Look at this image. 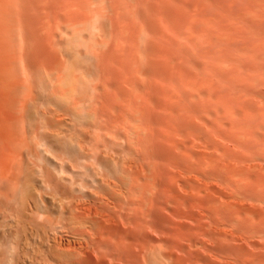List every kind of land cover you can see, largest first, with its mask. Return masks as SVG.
<instances>
[{
  "label": "bare ground",
  "instance_id": "obj_1",
  "mask_svg": "<svg viewBox=\"0 0 264 264\" xmlns=\"http://www.w3.org/2000/svg\"><path fill=\"white\" fill-rule=\"evenodd\" d=\"M233 1L0 0V264H264V56L221 63Z\"/></svg>",
  "mask_w": 264,
  "mask_h": 264
},
{
  "label": "rangeland",
  "instance_id": "obj_2",
  "mask_svg": "<svg viewBox=\"0 0 264 264\" xmlns=\"http://www.w3.org/2000/svg\"><path fill=\"white\" fill-rule=\"evenodd\" d=\"M247 1V3H245ZM244 2V4H242ZM251 2H253V3H251ZM251 2H250V0H234L233 1V8H234V10L235 11H233L232 13H231V15L230 14H223V16H222V18H221V21H222V25L223 26H221V27H223V29L221 28V34L223 33V32H226V33H223V35H220L221 36V39H220V42H224L225 44H221L220 45V50L223 52V54H221L222 55V60H221V63L222 64H227L228 63V61L230 60V58H229V60H228V58L227 57H224V55L226 54L228 57L230 56V54L232 53L233 54V52L234 51H236V53L237 54H235L234 53V55H233V59H234V61L236 60V58L238 59L239 57L240 58H244V59H242L244 62H248L247 64L246 63H244L245 64V66H244V68H243V70H242V67H243V65L244 64H242V67L240 66V61H242V60H240V58H239V60L240 61H238V63H236L237 61H235V62H233L232 60V66L233 67H235L234 65H237L236 67L237 68H241L240 69V72L241 71H243V72H241V74L240 73H238V74H240L241 76H246L245 74V72H246V70H252V69H258V67L259 66H261L262 65V62H263V64H264V60L262 59V62H260L259 64H257V62H259V60H257L256 62H255V60H256V55H258V53H260L261 54V52L262 51H264V49H261V51H260V48H262L263 46H264V44L262 45V46H260L259 45V47H258V45H254L255 43H258V44H260L259 42L263 39V37H262V39H261V35L260 34H264V28L263 29H261L262 27H264V26H262V25H264V21L262 20V18L264 17V11L262 10V14H261V8L262 9H264V6H263V2H262V0H258V2H259V5L260 4H262V5H260V6H258V4H256L257 3V0H254V1H252L251 0ZM238 4V5H237ZM254 6H253V5ZM239 6H241V8H239ZM253 6V7H252ZM262 6V7H261ZM236 7V8H235ZM257 7H258V9H257ZM261 7V8H260ZM255 9H257V10H255ZM248 10V11H247ZM250 11V12H249ZM255 11H257V12H255ZM235 12V15L233 14ZM255 12V13H254ZM242 13V14H241ZM251 15L250 16V19H251V21L252 20H254L253 22H251L250 21V19H248L247 18V15ZM255 14V15H254ZM248 15V16H249ZM254 15V17H252ZM232 16H234V19H235V21H234V19L232 18ZM240 16V17H239ZM261 17V21L258 19V18H260ZM231 17V18H230ZM236 17V18H235ZM239 17V18H238ZM244 17H245V19H244ZM230 18V19H229ZM243 18V19H242ZM254 18H256V19H258V22H256L255 21V19ZM234 21V22H236L235 24H233V25H231V23H230V21H232V20ZM242 19V20H241ZM264 19V18H263ZM232 21V22H233ZM241 21V22H240ZM245 21H247V22H245ZM243 22H244V24H243ZM250 22V23H249ZM226 23H227V25L228 26H226ZM252 23V24H251ZM256 23V24H255ZM260 23H262V25H260V27H259V25L258 24H260ZM240 24H242V26L240 25ZM236 25H238V28L236 27ZM239 25H240V27H239ZM251 25H252V27H251ZM255 25V26H254ZM231 26H235V28L234 29H231V28H233V27H231ZM249 26H250V28H252L254 31H255V33L253 34V30H251L250 28H249ZM259 27L257 30L255 29V28H257V27ZM262 26V27H261ZM226 27H230V28H226ZM247 27V28H246ZM254 27V28H253ZM226 28V29H225ZM225 29V30H224ZM229 29V30H228ZM238 29V30H237ZM247 29L249 30L250 29V32L252 31V33H250L249 31L247 32ZM231 30V32H233L232 30H234L235 32V34L232 36V39H231V37H230V31ZM241 30H243L242 32H241ZM245 30V31H244ZM262 30V31H261ZM240 31V33H237V32H239ZM227 32H229L228 34H227ZM260 32H263V33H260ZM256 33H257V35H258V37L256 36ZM224 35H225V37L227 38V36L229 37V39L227 40L226 39V41H224L225 39V37H224ZM227 35V36H226ZM231 35H232V33H231ZM239 35V36H238ZM251 35H254L255 36V38L253 37V36H251ZM249 36H251L252 38H254L255 40H253L252 41V38L251 37H249ZM262 36H264V35H262ZM233 37H235L234 39H233ZM245 38V39H244ZM258 38V39H257ZM259 38L261 39V40H259ZM238 39H240L239 41H238ZM256 39H257V41H256ZM222 40V41H221ZM234 41V42H233ZM251 41V42H250ZM232 42V44L229 46V43H231ZM261 42H264L263 40L261 41ZM241 43H243V44H246V45H240ZM248 43H253V44H249L248 45ZM232 45H233V47H232ZM249 46V48H247L248 50H247V54H245L244 55V52L246 51V46ZM222 46V47H221ZM226 46L229 48V50L230 51H228V49L227 50H224V47H225V49H226ZM238 46H241L240 48L238 47ZM247 46V47H248ZM259 48V52H257V47ZM243 47V49H241ZM250 47H253L254 49L252 50V48H250ZM234 49V50H232V49ZM264 48V47H263ZM232 50V51H231ZM244 50V51H243ZM250 50V54H249V51ZM254 50H256V51H254ZM251 51H254L255 53H252ZM222 52H220V53H222ZM228 52V53H227ZM242 52H243V55H242V57L240 56V54H242ZM238 53H239V55H238ZM246 53V52H245ZM231 54V55H232ZM252 54V56H253V54H254V57L252 58V56H249V55H251ZM259 54V55H260ZM225 55V56H226ZM257 56V59H258V57H260V58H262V56H264V52H262V55L261 56ZM237 56H239V57H237ZM231 57V56H230ZM247 59H246V58ZM223 58H225V60L223 59ZM254 59V60H253ZM247 60H249V61H247ZM250 60H252L253 62H255L254 63V66L253 67H251L252 65H253V62L251 61V65H250ZM242 61V62H243ZM230 62V61H229ZM241 62V63H242ZM229 65H231V63H228ZM234 64V65H233ZM259 65L258 67H257V65ZM247 66H249V68L247 67ZM256 66V67H255ZM262 67H263V65H262ZM246 68V70H244ZM252 68V69H251ZM261 67H259V69H260ZM264 68V67H263ZM262 70V69H261ZM264 70V69H263ZM262 70V71H263ZM255 73H256V71H255ZM261 73V71L260 72H258V74L257 75H259ZM263 80V79H262ZM264 81V80H263ZM262 81V83L260 84V85H262V87L264 88V82ZM260 82V81H259ZM238 83H240V84H238L240 87H241V89L240 90H244V86H245V81H241V80H239V82ZM257 84V83H256ZM255 84V85H256ZM258 85V84H257ZM256 85V87L258 88V86ZM240 87H238V88H240ZM262 87H260L259 86V88L258 89H260V90H263L264 91V89H261ZM241 92H243V91H241Z\"/></svg>",
  "mask_w": 264,
  "mask_h": 264
}]
</instances>
